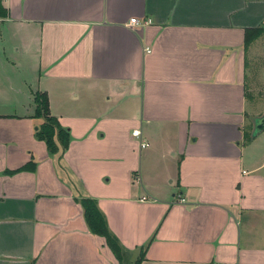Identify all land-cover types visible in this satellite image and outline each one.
Here are the masks:
<instances>
[{
	"label": "crops",
	"instance_id": "crops-1",
	"mask_svg": "<svg viewBox=\"0 0 264 264\" xmlns=\"http://www.w3.org/2000/svg\"><path fill=\"white\" fill-rule=\"evenodd\" d=\"M3 5L0 60L27 77L9 78L22 108L0 112V264H120L83 198L123 264L154 236L142 264H264V133L248 142L246 128V38L264 0ZM39 92L70 133L54 157L35 135Z\"/></svg>",
	"mask_w": 264,
	"mask_h": 264
},
{
	"label": "trees",
	"instance_id": "trees-1",
	"mask_svg": "<svg viewBox=\"0 0 264 264\" xmlns=\"http://www.w3.org/2000/svg\"><path fill=\"white\" fill-rule=\"evenodd\" d=\"M8 15L9 12L4 7L3 0H0V19H5L8 17ZM262 32H264V29L248 31L246 38V48H248V45L252 39ZM34 102L36 105L34 118L42 120V124L35 133L36 139L46 144L50 156L54 157L58 154L66 152L70 146V133L61 126L57 118L51 115L48 95L46 93L39 92L35 95ZM247 141H252L251 135L250 138L247 136ZM27 170L34 171L35 163L31 162L20 171ZM81 204L84 209L86 221L91 231L94 234L102 236L106 239L109 247L118 258L120 264H123L127 251L122 247L117 238L110 232L106 218L99 209L96 201L91 198H83L81 200ZM154 239L155 236L144 248H142L140 256L135 264H142L143 260L145 259L146 252Z\"/></svg>",
	"mask_w": 264,
	"mask_h": 264
},
{
	"label": "rangeland",
	"instance_id": "rangeland-1",
	"mask_svg": "<svg viewBox=\"0 0 264 264\" xmlns=\"http://www.w3.org/2000/svg\"><path fill=\"white\" fill-rule=\"evenodd\" d=\"M249 51L250 48H252ZM247 51L250 53L248 55V68H247V83H248V118L246 123L247 135H250L253 130V125L251 119L254 117L262 116L264 114V32L254 37L249 43ZM12 61V58L8 57ZM7 64V62L2 59L0 60V112H6L11 107V105H19L25 103L24 97L18 96L13 91V86L10 85L9 78L12 79L13 83L18 78L24 79L25 72H18L17 69H13L12 63ZM19 82V81H18ZM16 86H18L16 84ZM258 116H254V115ZM247 151V154L250 153ZM259 159L264 160V150L259 154ZM117 166H123L118 161ZM112 166L104 161L101 164L102 168ZM115 166V164H113ZM133 264L135 262H132Z\"/></svg>",
	"mask_w": 264,
	"mask_h": 264
},
{
	"label": "water",
	"instance_id": "water-1",
	"mask_svg": "<svg viewBox=\"0 0 264 264\" xmlns=\"http://www.w3.org/2000/svg\"><path fill=\"white\" fill-rule=\"evenodd\" d=\"M253 130L251 133L252 141L260 134L264 133V114L262 116L254 117L251 119Z\"/></svg>",
	"mask_w": 264,
	"mask_h": 264
},
{
	"label": "built area",
	"instance_id": "built-area-1",
	"mask_svg": "<svg viewBox=\"0 0 264 264\" xmlns=\"http://www.w3.org/2000/svg\"><path fill=\"white\" fill-rule=\"evenodd\" d=\"M152 24V21L151 20H147V21H144V22H141L140 20H138L137 18H134L131 20V26H135V27H138V26H146V25H150ZM149 53L151 52L150 49L147 50ZM141 135V132L136 130L134 131L133 133V136L136 137V138H139ZM142 147H145V144H142ZM143 201H146L147 199L146 198H143L142 199ZM182 203H185V199H182L181 200Z\"/></svg>",
	"mask_w": 264,
	"mask_h": 264
}]
</instances>
